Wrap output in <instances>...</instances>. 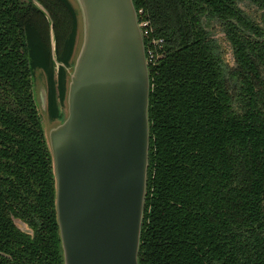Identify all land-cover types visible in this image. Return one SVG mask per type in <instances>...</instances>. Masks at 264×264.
I'll list each match as a JSON object with an SVG mask.
<instances>
[{"label":"trees","instance_id":"trees-1","mask_svg":"<svg viewBox=\"0 0 264 264\" xmlns=\"http://www.w3.org/2000/svg\"><path fill=\"white\" fill-rule=\"evenodd\" d=\"M0 0V264H63L50 154L30 74L55 114L75 35L67 0ZM132 0L161 38L148 62L138 264H264V0ZM220 23L232 64L210 28ZM257 19V20H256ZM24 222L28 231L14 222Z\"/></svg>","mask_w":264,"mask_h":264},{"label":"water","instance_id":"water-1","mask_svg":"<svg viewBox=\"0 0 264 264\" xmlns=\"http://www.w3.org/2000/svg\"><path fill=\"white\" fill-rule=\"evenodd\" d=\"M67 1L76 18L67 64L55 59L49 22L52 60L65 71L54 115L42 68L30 74L50 154L62 263L138 264L150 84L137 10L132 0ZM34 69L43 80L32 88Z\"/></svg>","mask_w":264,"mask_h":264},{"label":"rangeland","instance_id":"rangeland-1","mask_svg":"<svg viewBox=\"0 0 264 264\" xmlns=\"http://www.w3.org/2000/svg\"><path fill=\"white\" fill-rule=\"evenodd\" d=\"M238 5L242 10H244L252 18H256L257 12L261 11L260 8L256 7L255 4L249 2L248 0H240V1H238ZM210 23H211L210 24L211 25L210 31H211L212 37L215 39V41L218 45V50L220 52L221 57L224 59V61H226L227 64H232V56H231L230 46L224 37L223 31L221 30V27H220V23L215 19L210 21ZM151 39H155V38H151ZM149 40L147 41V45H148ZM155 46H158V45H155V43H153L152 46H150V47H152L154 49ZM35 73H36V69H34L33 73H32V88H34L33 87L34 81L35 82H38V81L41 82L43 80V76L41 73H39V72L36 73V76L34 77ZM35 97H36V95H35ZM41 121H42V119H41ZM42 127L44 130L47 129V128H45V124H43V121H42Z\"/></svg>","mask_w":264,"mask_h":264},{"label":"built area","instance_id":"built-area-1","mask_svg":"<svg viewBox=\"0 0 264 264\" xmlns=\"http://www.w3.org/2000/svg\"><path fill=\"white\" fill-rule=\"evenodd\" d=\"M138 12V10H137ZM139 26L142 30V34H148V32L150 31V27L148 25V20L147 19H142V20H138ZM161 38H156V39H150L148 42V45L145 48V54H146V60L147 63L148 62H153L155 60L156 57V50L155 48L153 49L152 44L155 43V45H159V43L161 42Z\"/></svg>","mask_w":264,"mask_h":264}]
</instances>
